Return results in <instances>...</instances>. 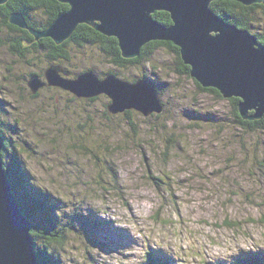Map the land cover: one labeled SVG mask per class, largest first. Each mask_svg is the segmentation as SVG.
Returning a JSON list of instances; mask_svg holds the SVG:
<instances>
[{
	"label": "rangeland",
	"instance_id": "rangeland-1",
	"mask_svg": "<svg viewBox=\"0 0 264 264\" xmlns=\"http://www.w3.org/2000/svg\"><path fill=\"white\" fill-rule=\"evenodd\" d=\"M158 11L171 14L154 10L153 18ZM16 34L0 28V130L10 141L6 163L23 166L50 195L51 234L43 233L51 214H33L39 248L65 251L59 264H157L164 256H173L168 264H240L242 257L246 264V252L264 250V131L248 128L240 110L236 118L228 98L176 72L177 55L165 45L118 67L94 44L65 43L71 56L62 59L35 48L34 38L15 48ZM51 65L67 68L63 76L72 80L88 68L101 80L148 78L166 111L160 118L134 108L112 113L107 94L89 99L50 84L33 93L30 81H46ZM82 216L104 223L89 234ZM60 232L63 248L51 238Z\"/></svg>",
	"mask_w": 264,
	"mask_h": 264
},
{
	"label": "water",
	"instance_id": "water-1",
	"mask_svg": "<svg viewBox=\"0 0 264 264\" xmlns=\"http://www.w3.org/2000/svg\"><path fill=\"white\" fill-rule=\"evenodd\" d=\"M7 1L0 0V5ZM59 1L68 3L70 11L60 14L44 31L29 27L21 13H13L10 21L22 29L29 28L37 39L50 37L57 43L69 38L80 23H88L105 35L117 37L125 58L140 55L151 40L173 42L180 47L181 58L191 67L193 78L204 87L219 89L223 97L241 99L239 110L243 119H257L264 114V45L249 29H240L217 16L210 6L211 0ZM239 1L250 4L264 0ZM160 9L171 13V25L154 20L152 13ZM212 30L216 31L215 36L210 35ZM63 72L61 66H50L46 72L48 83L89 99L107 94L112 113L134 108L150 116L165 110L158 88L147 78L130 82L113 75L114 79L108 76L101 80L90 70L72 80ZM29 84L36 93L46 82L37 77ZM249 109L256 114L248 116ZM5 149L6 138L0 133V264H39L34 226L26 215V207L22 209L13 192L4 165Z\"/></svg>",
	"mask_w": 264,
	"mask_h": 264
},
{
	"label": "trees",
	"instance_id": "trees-1",
	"mask_svg": "<svg viewBox=\"0 0 264 264\" xmlns=\"http://www.w3.org/2000/svg\"><path fill=\"white\" fill-rule=\"evenodd\" d=\"M254 3V4H253ZM245 3L243 1H236V0H219L214 1L211 3V8L218 13L219 15H222L228 22L236 24L239 28H245L249 29L257 38L258 42L264 45V29H258L256 25H261V23H264V12L260 9L262 7L264 8V1L262 3ZM70 8V5L63 3L59 0H9L4 4L0 5V28H5L12 31L17 32L16 38H12V41L14 40L15 48H18L24 39H30L33 41L36 39L37 45L35 48H41V50H46L47 53L49 51H56L58 52V58H69L70 51L67 52L65 43H75L79 46L85 45V44H94L95 46L99 47V49L106 55L107 57L111 58L114 61V64L117 66L124 65L127 63V65H133L139 62H142L146 59L147 56L150 54L152 55L154 51L158 48L157 46L165 45L169 47L176 55L177 60L179 63L178 70L176 72H179L181 74H187L191 75V67L187 64H185L181 58V52L180 47L174 45L173 42L170 41H156L155 44L150 43L149 45H144L141 49L140 55L134 58H125L122 56V52L119 47L118 38L117 37H107L100 31L96 30L93 25L88 23H81L78 25V27L73 31V33L70 35L69 39L65 40L64 43H57L55 40H53L50 37H43L39 40L32 35L29 29H22L20 26L14 25L10 21V17L13 13H21L26 17V20L28 22V25L32 28H35L37 30L44 31L48 27H50L55 19L58 18V15L61 13H64L68 11ZM42 11V16H40L39 20L35 19V12ZM263 13H260V12ZM154 18L158 20L160 23L163 24H172V18L168 12L158 11L154 14ZM35 44V43H34ZM19 45V46H18ZM32 48V47H30ZM49 54H52L49 52ZM47 54V58L49 59L50 55ZM180 62L182 65V70L180 69ZM50 63H53L51 61ZM62 67V66H61ZM65 71L70 72L67 68H63ZM94 68H88L86 71H94ZM83 71V72H86ZM96 71V70H95ZM94 71V72H95ZM182 71V72H181ZM81 72V73H83ZM146 77V76H145ZM127 79V77L125 78ZM136 81V80H135ZM134 81V82H135ZM197 85L202 89L209 92L214 93L218 97H223L221 92L215 88V87H204L201 83H199L196 80ZM154 84V83H153ZM156 85V84H154ZM230 103L234 107V112L236 115V118H242L239 113V98H229ZM165 104V110L166 111V102ZM133 112V111H132ZM237 112V113H236ZM127 113H130L129 111ZM162 114V113H161ZM161 114H154L157 118H160ZM250 115H252L250 113ZM246 124L248 125V128L257 130L262 129L264 131V114L261 118L257 119H247ZM0 133L2 134V130H0ZM3 135V134H2ZM5 138V137H4ZM9 145L10 141L6 139V149L2 150L3 157L9 152ZM14 149L16 150V153H19L17 148L14 146ZM21 156V155H19ZM6 161L4 160V164ZM21 164V163H20ZM264 166L263 164L261 165ZM6 172L8 173L7 176L9 180L12 183V189L13 192L18 194V199L20 201V204H22L23 207H26V215L31 218L33 229L32 234L34 236L36 251L39 255L40 264H59L60 262V256L58 249H54L51 247L49 251L51 250L52 253H50L46 248L47 245L43 246V248H39L36 243V234L38 232H41L36 228V222L34 221L33 214L35 212H43L48 211L46 213L51 214L50 216V222H44L45 224L43 231L44 235L51 234L53 231L52 229L55 228V226L52 224V222H55V216L53 211L51 210V213L49 209H51L50 204H47V201H49V196H45L40 188L34 187L29 182V175L27 172L24 171L23 166H17L14 164H5ZM251 173V172H250ZM252 174V173H251ZM31 177V176H30ZM32 186V187H31ZM39 194V195H38ZM20 196V198H19ZM42 196V197H41ZM35 199V200H34ZM22 200V201H21ZM51 201V200H50ZM25 205V206H24ZM25 213V212H24ZM81 217V215H78V218ZM84 218L83 225L86 228V231L89 234H93V232H90L92 229L96 230L97 225L99 222L92 221L89 216H82ZM79 225V224H78ZM77 225V226H78ZM74 228V227H73ZM54 235V234H52ZM51 235V236H52ZM54 244H59L63 248L65 244H67V237L65 234L60 232L59 235H55L51 237ZM63 251V250H62ZM65 252V251H63ZM173 256L170 257H160V261L157 262V264H167L166 259L172 260ZM51 258V259H50ZM153 258V257H152ZM46 260V261H45ZM153 261V260H152ZM240 264H245L244 260L242 259L240 261ZM246 264H264V256L262 258L254 259L251 258L250 262H247Z\"/></svg>",
	"mask_w": 264,
	"mask_h": 264
},
{
	"label": "bare ground",
	"instance_id": "bare-ground-1",
	"mask_svg": "<svg viewBox=\"0 0 264 264\" xmlns=\"http://www.w3.org/2000/svg\"><path fill=\"white\" fill-rule=\"evenodd\" d=\"M211 3V2H210ZM254 4V3H253ZM224 19V18H223ZM18 26V25H17ZM19 27V26H18ZM259 43V42H258ZM121 48V47H120ZM123 56V55H122ZM52 66V65H51ZM119 67V66H118ZM119 73V72H118ZM111 75V76H110ZM116 76L117 78H119L118 77V75H116V74H112V73H110L109 75H106L105 77H107L105 80H107L109 77H112V79H114L115 77L114 76ZM121 75V74H120ZM109 76V77H108ZM120 79H122V78H120ZM112 82H113V80H112ZM111 83V81H109V84ZM32 90V92H34L33 91V89H31ZM40 90V89H39ZM38 90V91H39ZM219 90V89H218ZM220 91V90H219ZM127 92V91H126ZM221 92V91H220ZM222 94V93H221ZM100 95V94H99ZM99 95H97V96H99ZM108 96V95H107ZM109 97V96H108ZM226 98V97H225ZM232 98V97H231ZM233 98H239V97H233ZM229 99V98H228ZM240 99V98H239ZM240 101H241V99H240ZM163 113V112H162ZM241 113V112H240ZM247 114H250V112H247ZM248 116H251V115H248ZM261 118V117H260ZM259 119V118H258ZM8 140V139H7ZM10 155V154H9ZM5 158V157H4ZM6 164V163H5ZM8 172V171H7ZM8 174V173H7ZM39 195V194H38ZM17 197H18V195H17ZM42 197V196H41ZM19 198H20V196H19ZM35 200V199H34ZM22 201V200H21ZM38 256V255H37ZM60 256V255H59ZM39 259V258H38ZM51 259V258H50ZM46 261V260H45ZM39 264H40V260H39Z\"/></svg>",
	"mask_w": 264,
	"mask_h": 264
},
{
	"label": "flooded vegetation",
	"instance_id": "flooded-vegetation-1",
	"mask_svg": "<svg viewBox=\"0 0 264 264\" xmlns=\"http://www.w3.org/2000/svg\"><path fill=\"white\" fill-rule=\"evenodd\" d=\"M115 64H116V63H115ZM63 70H64V69H63ZM62 75H64V72L62 73ZM43 81H44V82H46L47 80H46V81H45V80H43ZM47 84H49V83H48V82H46V84H45V85H43L41 88L45 87ZM55 87H56V86H55ZM41 88H40V89H41ZM39 91H40V90H39ZM39 91H38V92H39Z\"/></svg>",
	"mask_w": 264,
	"mask_h": 264
}]
</instances>
